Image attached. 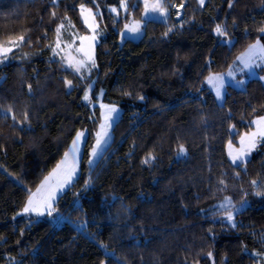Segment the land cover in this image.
Returning a JSON list of instances; mask_svg holds the SVG:
<instances>
[{"label": "trees", "instance_id": "16d2710c", "mask_svg": "<svg viewBox=\"0 0 264 264\" xmlns=\"http://www.w3.org/2000/svg\"><path fill=\"white\" fill-rule=\"evenodd\" d=\"M126 1V14H97L102 37L87 79L92 97L100 92L121 114L88 173L100 108L83 101L86 80L52 46L61 25L63 38L84 31L80 5L122 0H0V44L24 37L0 65V264H264V142L238 165L225 153L226 141L264 114V86L253 78L228 87L219 105L203 85L257 38L264 45V0H164V20L119 41L127 15L139 18L142 8ZM81 128L80 173L55 203L63 217L56 225L53 216L19 215ZM181 146L186 155L177 157ZM225 197L249 203L233 226L215 218Z\"/></svg>", "mask_w": 264, "mask_h": 264}, {"label": "rangeland", "instance_id": "374dc122", "mask_svg": "<svg viewBox=\"0 0 264 264\" xmlns=\"http://www.w3.org/2000/svg\"><path fill=\"white\" fill-rule=\"evenodd\" d=\"M139 1L142 4L140 17L134 18L130 15V13L127 15V20L119 29V41H123L124 39L138 40L143 34V24L146 20H164L166 18L167 12L165 7L163 6L164 0ZM127 4L132 5L126 0H122V2L117 7L111 5H102L97 6L95 9H93L86 5H80L79 16L83 24L84 31L73 27L69 30L70 36L68 38H63L61 34V27H57L60 28L59 32H57L56 28L55 41L52 46L53 56L61 60L63 66L66 69L72 71L79 78L86 80L84 82L85 85L83 91V101L89 103L90 106H94L96 104L100 108V117L96 126V130L93 134L94 138L91 146L88 148L87 158L85 160L86 171L88 173L91 168L94 167V165L110 143L112 138V127L121 114V109L117 105L105 103L100 100V92L95 94V99L92 97L91 92L93 89V79H87L92 67H94L95 65L96 45L102 37L97 14H100L102 10H105L113 15L118 14V12L122 10L124 14H126L128 10H130ZM156 5H159V7H155ZM181 7L182 6L175 7L176 19H179L182 14ZM113 9H115V11H113ZM132 28H136L137 30L135 32H132L130 31V29ZM261 34L264 35V32H261ZM257 40H259V45L261 47H264L263 41L257 38L256 40L251 42L241 53H239L224 71L208 72L204 76L203 85L212 92L217 104L221 105L223 103L224 96L228 87L244 89L247 81L253 78L260 79L264 86V52H261L258 48L254 53H249V46L255 44ZM13 42H15V44ZM20 44L21 41L19 40V38H15L13 40L0 44V46L11 47L13 51ZM11 52L7 54V59H5L3 56H0V65L5 64L8 61ZM249 55L251 56L252 66L249 68H244L243 62L239 60L238 57L244 56L245 58H248ZM229 73H231V75H229ZM215 76H222L224 80V86L221 88V94L219 97L216 94V88L213 86V84L209 83V78ZM241 81L242 83H240ZM67 82L68 81H66V88L69 89L72 84L69 85ZM86 94L88 96L87 100L84 98ZM112 108H114L116 111L109 112V109ZM106 116L109 117L107 120H105ZM262 116H264V114L253 117L250 122L258 120ZM257 131V125L251 123V128L240 133L234 140L235 142L232 139L226 141L225 153L230 163H232L233 165L244 163L250 158L256 147L264 142V138L257 137L254 142L255 146H252V142L248 139V136L251 133ZM78 132H82L84 133V135L79 141H77L75 145H73V141L76 139V135ZM98 133L100 134L101 144L97 148L96 142ZM242 137L245 138L243 143L241 142ZM86 138L87 131L85 128H81L76 132L73 139L71 140L67 148L63 151L62 155L59 157L54 166L45 173L37 187L30 191V193L27 195L25 203L21 211L19 212V215H22L26 218L53 216L52 218H48L49 221H60L63 216L62 214H59L57 212L55 203L58 200L59 196L68 189V187L74 182V180L80 173L81 159L85 150ZM94 148L96 150L95 155H93ZM241 151L245 153V155L243 156V162L237 161V163L234 164L233 157L239 155ZM66 153L67 156L65 155ZM185 155L186 152H184L183 155H178V153L176 154L177 157H184ZM50 193H54L51 215L47 214V209L44 210V215H37L35 212H24V208L27 206L30 197L33 198L34 201L39 203ZM248 204L249 203L247 202V200H244L241 203L233 206L231 200L228 197H225L217 201L213 205V210H223L222 212L218 213L215 218L219 221L225 222L230 226H233L236 223V214L239 211L243 210ZM229 213H231L232 216L231 220L228 219Z\"/></svg>", "mask_w": 264, "mask_h": 264}, {"label": "snow or ice", "instance_id": "6c2138e0", "mask_svg": "<svg viewBox=\"0 0 264 264\" xmlns=\"http://www.w3.org/2000/svg\"><path fill=\"white\" fill-rule=\"evenodd\" d=\"M204 0H200V3L203 4ZM155 7H159V5H156ZM113 11H115V9H113ZM55 15V13H53V16ZM61 27H63V25H61ZM137 29L136 28H132L130 29V31L135 32ZM60 31V28H57V32ZM261 32H264V29L260 30ZM215 32L223 37L225 35L224 30L222 29V27L220 25H217L215 28ZM24 39L23 36L19 37V40L22 42ZM15 44V42H13ZM225 43H229V41H225ZM260 49L261 52H264V47H261L259 45V40H257V42L255 44H252L249 46V53H254L257 49ZM12 51L11 47H3L0 46V56H3L5 59H7V54L9 52ZM239 60H241L243 62V66L244 68H249L252 66L251 64V56L249 55L248 58H245L244 56L242 57H238ZM229 75H231V73H229ZM69 85H71V81L67 82ZM209 83L213 84V86L216 88V94L219 97L221 94V88L224 86V80L222 76H215V77H210L209 78ZM242 83V81L240 82ZM86 100L88 99L87 94L84 97ZM116 111L114 108L109 109V112H114ZM109 117L106 116L105 120H107ZM13 119H15V117H13ZM25 120H27V115L25 114ZM251 123L257 125L258 131L251 133L248 136V139L252 142V146H255V139L257 137H261L264 138V116L260 117L258 120L252 121ZM84 135V133L82 132H78L76 135V139L73 141V145H75L77 143V141H79L81 139V137ZM98 138H97V142H96V147L98 148L101 144V139H100V134H97ZM244 137L241 138V142H244ZM185 152V149L183 146L180 147L178 155H183ZM96 154V150L94 148L93 150V155ZM67 156V153L65 154ZM245 155V153L243 151H241V153L237 156L233 157V163L236 164L237 161H241L243 162V156ZM154 159V157L151 156V154H149V156L143 161L144 163H149L150 160ZM253 183L255 184L256 182L253 181ZM54 197V193H50L45 199H43L42 201H40L39 203H37L36 201H34L33 198H29L28 200V204L27 206L24 208V212L25 213H29V212H35L37 215H44V210L47 209V214L51 215V209H52V200ZM228 219L231 220L232 216L231 213H229L228 215ZM209 255H211L209 253Z\"/></svg>", "mask_w": 264, "mask_h": 264}, {"label": "built area", "instance_id": "2783aa9c", "mask_svg": "<svg viewBox=\"0 0 264 264\" xmlns=\"http://www.w3.org/2000/svg\"><path fill=\"white\" fill-rule=\"evenodd\" d=\"M52 223H55V224H56V222H52ZM55 224H53V226H54Z\"/></svg>", "mask_w": 264, "mask_h": 264}]
</instances>
